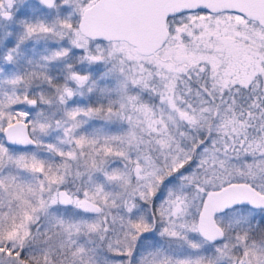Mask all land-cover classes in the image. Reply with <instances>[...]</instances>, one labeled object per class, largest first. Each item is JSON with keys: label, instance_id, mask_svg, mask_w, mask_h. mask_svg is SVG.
Wrapping results in <instances>:
<instances>
[{"label": "snow or ice", "instance_id": "6c2138e0", "mask_svg": "<svg viewBox=\"0 0 264 264\" xmlns=\"http://www.w3.org/2000/svg\"><path fill=\"white\" fill-rule=\"evenodd\" d=\"M0 264H264V0H0Z\"/></svg>", "mask_w": 264, "mask_h": 264}]
</instances>
